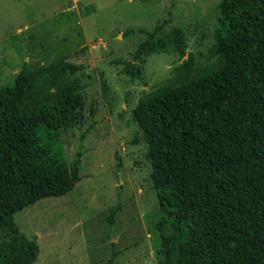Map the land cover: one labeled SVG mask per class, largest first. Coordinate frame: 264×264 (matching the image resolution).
<instances>
[{"label": "trees", "instance_id": "trees-1", "mask_svg": "<svg viewBox=\"0 0 264 264\" xmlns=\"http://www.w3.org/2000/svg\"><path fill=\"white\" fill-rule=\"evenodd\" d=\"M217 9L208 61L188 54L131 110L133 144L146 147L165 215L158 228L173 231L160 235L158 264H264V0H220ZM170 23L146 32L132 61L168 50L184 57L183 30L162 34ZM123 70L140 79L134 63ZM77 72L58 59L0 87V264L36 261L39 248L13 215L80 179L82 153L67 164L61 138L82 116Z\"/></svg>", "mask_w": 264, "mask_h": 264}, {"label": "rangeland", "instance_id": "rangeland-1", "mask_svg": "<svg viewBox=\"0 0 264 264\" xmlns=\"http://www.w3.org/2000/svg\"><path fill=\"white\" fill-rule=\"evenodd\" d=\"M220 0H0V87L22 68L58 59L78 67L84 88L77 123L62 132L69 164L82 153L79 181L60 197L41 199L13 215L34 239L33 264H158L161 234L173 233L150 180L151 166L131 110L193 55L206 63ZM171 18L183 30L186 55L168 50L144 62L132 54L145 33ZM143 31V32H139ZM134 63L140 79L117 60ZM92 128L90 129V127ZM89 129L83 140L80 135Z\"/></svg>", "mask_w": 264, "mask_h": 264}]
</instances>
